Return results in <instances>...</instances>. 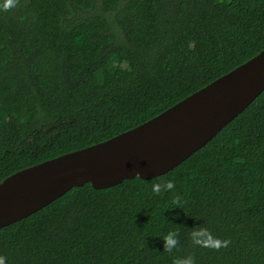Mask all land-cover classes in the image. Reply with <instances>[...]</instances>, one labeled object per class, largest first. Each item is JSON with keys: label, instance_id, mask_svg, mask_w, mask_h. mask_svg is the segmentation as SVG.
<instances>
[{"label": "trees", "instance_id": "trees-1", "mask_svg": "<svg viewBox=\"0 0 264 264\" xmlns=\"http://www.w3.org/2000/svg\"><path fill=\"white\" fill-rule=\"evenodd\" d=\"M6 2L0 181L149 120L264 48V0ZM169 179L172 190L152 192ZM169 231L171 250L160 239ZM189 255L194 264H264V89L166 173L103 189L84 183L0 227L3 264H175Z\"/></svg>", "mask_w": 264, "mask_h": 264}, {"label": "water", "instance_id": "water-1", "mask_svg": "<svg viewBox=\"0 0 264 264\" xmlns=\"http://www.w3.org/2000/svg\"><path fill=\"white\" fill-rule=\"evenodd\" d=\"M263 89L264 48L131 129L10 174L0 181V227L84 183L103 189L125 179L166 173L201 148Z\"/></svg>", "mask_w": 264, "mask_h": 264}, {"label": "clouds", "instance_id": "clouds-1", "mask_svg": "<svg viewBox=\"0 0 264 264\" xmlns=\"http://www.w3.org/2000/svg\"><path fill=\"white\" fill-rule=\"evenodd\" d=\"M12 2V0H7V2L4 4V7H8L9 4ZM138 174V173H137ZM174 180H166L163 183L160 182H155L151 186V190L155 194H160L164 191H169L174 188ZM175 200L177 202L180 201L179 196H175ZM163 242L162 247L163 249L171 250L176 244H177V238H176V233L174 231H169L166 234L163 235L162 238H160ZM229 241L227 239L220 241H216V246H227ZM0 264H3V258L0 257ZM175 264H194V260L191 255L184 257V258H179L175 261Z\"/></svg>", "mask_w": 264, "mask_h": 264}]
</instances>
